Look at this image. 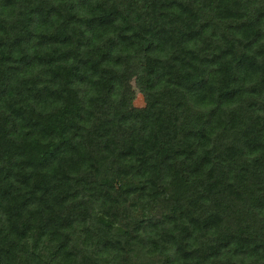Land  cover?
<instances>
[{
    "label": "trees",
    "instance_id": "trees-1",
    "mask_svg": "<svg viewBox=\"0 0 264 264\" xmlns=\"http://www.w3.org/2000/svg\"><path fill=\"white\" fill-rule=\"evenodd\" d=\"M0 264H264V0H0Z\"/></svg>",
    "mask_w": 264,
    "mask_h": 264
},
{
    "label": "rangeland",
    "instance_id": "rangeland-1",
    "mask_svg": "<svg viewBox=\"0 0 264 264\" xmlns=\"http://www.w3.org/2000/svg\"><path fill=\"white\" fill-rule=\"evenodd\" d=\"M127 88L131 91V93L133 94V102L132 105L137 107V108H141L144 106V102H143V98L141 96V94L138 92L134 81H129L126 84Z\"/></svg>",
    "mask_w": 264,
    "mask_h": 264
}]
</instances>
